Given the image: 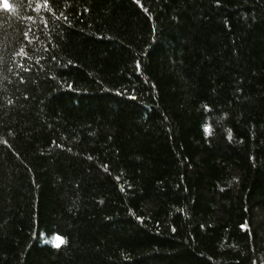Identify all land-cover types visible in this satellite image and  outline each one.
Listing matches in <instances>:
<instances>
[{
	"label": "trees",
	"instance_id": "16d2710c",
	"mask_svg": "<svg viewBox=\"0 0 264 264\" xmlns=\"http://www.w3.org/2000/svg\"><path fill=\"white\" fill-rule=\"evenodd\" d=\"M37 4L0 0V264H264V0Z\"/></svg>",
	"mask_w": 264,
	"mask_h": 264
},
{
	"label": "snow or ice",
	"instance_id": "6c2138e0",
	"mask_svg": "<svg viewBox=\"0 0 264 264\" xmlns=\"http://www.w3.org/2000/svg\"><path fill=\"white\" fill-rule=\"evenodd\" d=\"M133 2H137V0H133ZM39 7H44V8H49L50 4H49V0H43V4H37V8ZM27 36V34H25ZM25 71H27V69H25ZM21 83H23V81H21ZM11 103V102H9ZM203 131L205 133L209 132V128L207 126L204 127Z\"/></svg>",
	"mask_w": 264,
	"mask_h": 264
}]
</instances>
